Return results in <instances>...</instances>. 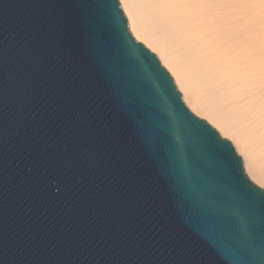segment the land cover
<instances>
[{"label":"water","instance_id":"95a60500","mask_svg":"<svg viewBox=\"0 0 264 264\" xmlns=\"http://www.w3.org/2000/svg\"><path fill=\"white\" fill-rule=\"evenodd\" d=\"M262 249L264 188L119 0H0V264H264Z\"/></svg>","mask_w":264,"mask_h":264},{"label":"bare ground","instance_id":"6f19581e","mask_svg":"<svg viewBox=\"0 0 264 264\" xmlns=\"http://www.w3.org/2000/svg\"><path fill=\"white\" fill-rule=\"evenodd\" d=\"M187 106L230 138L264 188V0H119Z\"/></svg>","mask_w":264,"mask_h":264},{"label":"rangeland","instance_id":"374dc122","mask_svg":"<svg viewBox=\"0 0 264 264\" xmlns=\"http://www.w3.org/2000/svg\"><path fill=\"white\" fill-rule=\"evenodd\" d=\"M131 32V31H130ZM132 34V33H131ZM137 41H139V40H137ZM139 42H141V41H139ZM143 43V42H142ZM144 44V43H143ZM145 45V44H144ZM146 46V45H145ZM151 52H153V53H155L156 55H157V53L155 52V51H153L152 49H150L148 46H146ZM157 57H158V55H157ZM158 59H159V57H158ZM159 61H160V59H159ZM160 63H161V61H160ZM161 65H163L162 63H161ZM163 67H165L164 65H163ZM165 69L169 72V70L165 67ZM169 74L171 75V77L173 78V76H172V74L169 72ZM173 81H174V78H173ZM174 84H175V86H176V88H177V90L181 93V95H182V92H181V90L177 87V85H176V83H175V81H174ZM182 100H183V102L185 103V101H184V99H183V96H182ZM185 105L187 106V104L185 103ZM188 107V106H187ZM189 108V107H188ZM190 109V108H189ZM191 110V109H190ZM192 111V110H191ZM193 112V111H192ZM194 113V112H193ZM196 116H198L196 113H194ZM198 117H200V118H203V119H205L211 126H213L219 133H220V131L214 126V125H212L206 118H204V117H202V116H198ZM221 134V133H220ZM222 137H224V138H227V139H229L230 140V138H228V137H226V136H223V135H221ZM231 141V140H230ZM232 142V141H231ZM232 144H233V142H232ZM233 146L235 147V145L233 144ZM235 149H236V147H235ZM236 152H237V150H236ZM237 154L239 155V156H241L238 152H237ZM245 173H246V171H245ZM247 174V173H246ZM248 176V175H247ZM251 180V179H250ZM252 181V180H251ZM255 183V182H254ZM256 184V183H255ZM261 187V186H260ZM263 188V187H262Z\"/></svg>","mask_w":264,"mask_h":264},{"label":"snow or ice","instance_id":"6c2138e0","mask_svg":"<svg viewBox=\"0 0 264 264\" xmlns=\"http://www.w3.org/2000/svg\"><path fill=\"white\" fill-rule=\"evenodd\" d=\"M123 2V0H121V3ZM119 9V6L117 5V10ZM262 250H264V249H262Z\"/></svg>","mask_w":264,"mask_h":264}]
</instances>
